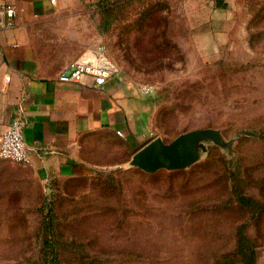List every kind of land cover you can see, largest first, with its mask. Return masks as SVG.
Instances as JSON below:
<instances>
[{"label": "rangeland", "instance_id": "1", "mask_svg": "<svg viewBox=\"0 0 264 264\" xmlns=\"http://www.w3.org/2000/svg\"><path fill=\"white\" fill-rule=\"evenodd\" d=\"M207 8L124 0L100 45L114 71L157 85L151 138L215 128L228 144L208 140L190 167L147 173L127 167L133 149L112 142L119 164L46 187L5 166L0 264H51L53 253L56 264H248L241 225L264 264V0H224L211 16Z\"/></svg>", "mask_w": 264, "mask_h": 264}, {"label": "crops", "instance_id": "2", "mask_svg": "<svg viewBox=\"0 0 264 264\" xmlns=\"http://www.w3.org/2000/svg\"><path fill=\"white\" fill-rule=\"evenodd\" d=\"M4 1L20 12L16 28L0 27V147L8 125L22 118L32 161L22 165L0 158V174L11 166L46 187L119 164L111 160L112 142L122 143L125 153L133 149V155L154 139L153 97L139 91L136 79L114 71L103 87L90 78L59 80L72 61L92 59L110 40L112 7L124 0ZM223 1L184 3L190 10L208 7L211 16ZM189 13L191 22L203 18Z\"/></svg>", "mask_w": 264, "mask_h": 264}, {"label": "built area", "instance_id": "3", "mask_svg": "<svg viewBox=\"0 0 264 264\" xmlns=\"http://www.w3.org/2000/svg\"><path fill=\"white\" fill-rule=\"evenodd\" d=\"M20 8L0 0V27L14 29L17 26V17ZM95 56L88 60H74L60 75L62 82H82L90 78L95 87H103L114 72V68L108 59L104 46L100 45L95 51ZM157 85L153 83H141L139 91L144 95H152L157 91ZM24 121L16 118L12 121L1 141L0 158L17 164L28 165L32 161V152L27 145L24 135Z\"/></svg>", "mask_w": 264, "mask_h": 264}, {"label": "water", "instance_id": "4", "mask_svg": "<svg viewBox=\"0 0 264 264\" xmlns=\"http://www.w3.org/2000/svg\"><path fill=\"white\" fill-rule=\"evenodd\" d=\"M225 146L221 131L215 128H199L178 135L170 142L157 136L135 152L126 163L127 167H136L147 173L162 169L169 171L190 167L207 151L206 141Z\"/></svg>", "mask_w": 264, "mask_h": 264}, {"label": "trees", "instance_id": "5", "mask_svg": "<svg viewBox=\"0 0 264 264\" xmlns=\"http://www.w3.org/2000/svg\"><path fill=\"white\" fill-rule=\"evenodd\" d=\"M239 199L242 201L243 204L245 205H249L254 209L260 208L263 209L257 201H255L254 199L250 198V197H246V196H242L238 194ZM46 221L44 222V228L45 230H49L51 231L54 225V221L52 220L53 217L50 215V213L47 214V216L45 217ZM245 226L241 225L238 228V246H237V250L238 253L242 254L244 256V259L247 260L248 264H255V252H254V243L247 237L246 233H245ZM48 243V242H47ZM50 246V245H48ZM52 262L51 264H56V253L52 254ZM50 263V261L48 262Z\"/></svg>", "mask_w": 264, "mask_h": 264}]
</instances>
